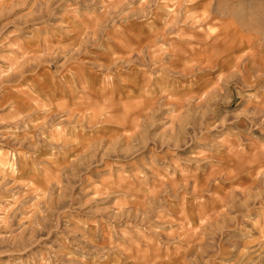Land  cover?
Returning <instances> with one entry per match:
<instances>
[{
  "label": "clouds",
  "instance_id": "obj_1",
  "mask_svg": "<svg viewBox=\"0 0 264 264\" xmlns=\"http://www.w3.org/2000/svg\"><path fill=\"white\" fill-rule=\"evenodd\" d=\"M0 264H264V0H0Z\"/></svg>",
  "mask_w": 264,
  "mask_h": 264
}]
</instances>
